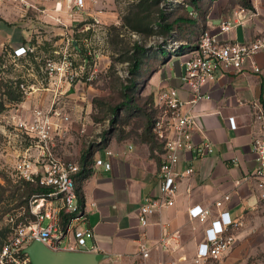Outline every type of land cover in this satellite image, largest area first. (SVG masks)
Wrapping results in <instances>:
<instances>
[{
  "label": "crops",
  "instance_id": "obj_1",
  "mask_svg": "<svg viewBox=\"0 0 264 264\" xmlns=\"http://www.w3.org/2000/svg\"><path fill=\"white\" fill-rule=\"evenodd\" d=\"M26 1L30 5L0 1L3 19L0 28L6 29H0L2 58L8 59V53L25 40L24 45L35 48L31 38L41 24L61 33L71 29L58 27V22L68 25L74 20L93 19L110 24L119 17L115 0H84V7L75 8L76 12L56 8L57 2L64 4L68 0ZM245 2L250 4L255 16L223 33L221 38L243 42L264 36V0H209L207 9L200 6L199 23L203 26L200 30L218 32L221 21L230 18ZM31 10L35 11L36 19L29 16ZM171 58L156 72L157 84L177 88L182 98L190 100L193 93L181 81L184 62ZM255 60L261 72L253 71L248 65L243 72L219 73L215 80L204 85L203 92L210 98L203 99L195 110L198 127L192 130L193 141L196 144L209 141L214 151L201 158L194 157L191 150L184 152L177 169L192 166L194 172L180 181L174 203L153 214L147 226L140 223L139 207L146 197L160 193L161 162L160 153L155 151L153 155L150 143L143 139L148 118L137 139L112 138L106 146L113 151L112 155H106V148L95 152L94 162L103 157L111 164L110 169L94 166L83 183L84 225L91 230L86 234V246L89 249L95 246L93 252L105 254L100 264H139L142 242L151 248L147 264H201L196 261L198 245L212 220L224 211L235 221L228 233L235 236L236 242L220 258L202 264L264 262V199L255 190L254 181L245 179L257 166L252 140L258 132V123L254 120L251 102L259 99L264 103V49L256 54ZM229 116L236 118V129L230 127ZM88 127L75 112L74 128L87 130ZM0 130L5 133L7 129L2 124ZM226 194L230 199L218 207L217 200ZM196 205L210 210L205 220L190 217L189 209ZM162 238H167V245L161 243Z\"/></svg>",
  "mask_w": 264,
  "mask_h": 264
},
{
  "label": "built area",
  "instance_id": "obj_2",
  "mask_svg": "<svg viewBox=\"0 0 264 264\" xmlns=\"http://www.w3.org/2000/svg\"><path fill=\"white\" fill-rule=\"evenodd\" d=\"M2 1L30 5L26 0ZM84 5V0H73L71 10L82 9ZM56 8L61 9L62 3L57 2ZM254 16L249 6L241 5L230 18L221 21L218 32L201 30L198 39L190 47L181 75L183 86L193 93L192 99L185 100L180 96L179 89L174 87L163 88L157 94L155 104L161 112L154 117L153 130L156 138L163 143L159 168L160 193L146 197L140 205L139 220L143 226L149 224L153 214L174 203L180 181L193 174L192 166L177 169L184 152L191 150L194 157L201 158L214 151L209 141L200 144L193 141L192 130L198 127L195 110L203 99L210 98L203 92L204 85L215 80L219 73L230 70L243 72L248 65L253 71L261 72L255 56L264 49V36L243 42L221 38L223 33ZM72 44L76 45L79 52H76L79 62L66 46L59 60L46 59L41 67L42 75L33 72L30 73L31 80L22 75L13 78L20 79L19 87L24 93V100L9 105L2 116L14 131L6 130L5 133L12 140L17 138L20 143L16 170L19 179L39 183L48 191L33 194L29 200L30 211L35 218L18 220L22 211L16 218L14 215L8 216L12 227L0 251V264H31L26 248L36 239L56 251H78L86 246V234L91 231L84 225L86 218L76 191V175L81 171V165L65 160L61 151L69 142L71 131L75 130L74 115L68 109L65 97L72 94L77 85L91 84L95 80L99 56L95 50L88 46L81 47L77 41ZM33 51L31 45L22 44L8 53V59L18 65ZM251 108L254 120L258 123V132L252 140L257 166L245 179L254 181L255 190L264 199V103L256 99L251 102ZM228 122L231 128H237L234 116H229ZM105 153L112 155L113 151L106 148ZM94 166L111 168L109 161L103 157L96 158L92 168ZM230 197L229 194L224 195L217 200L216 205L222 207ZM209 213L210 210L201 205L189 209L191 218L205 220ZM233 225L235 221L227 211L212 220L205 230L204 240L198 245L196 261L206 263L229 251L236 242L235 236L228 233L229 227ZM161 243L167 245V238H162ZM87 249L93 252L96 247ZM150 250L145 242L140 243L139 264H147ZM253 264L264 262L258 260Z\"/></svg>",
  "mask_w": 264,
  "mask_h": 264
},
{
  "label": "rangeland",
  "instance_id": "obj_3",
  "mask_svg": "<svg viewBox=\"0 0 264 264\" xmlns=\"http://www.w3.org/2000/svg\"><path fill=\"white\" fill-rule=\"evenodd\" d=\"M115 1L119 17L113 23L103 24L93 19L74 20L68 25L58 22V27L71 29V31L63 30L61 33L50 25L41 24L42 27L36 30L31 38L36 45L33 51L34 59L23 60L18 65L12 64L7 58L2 59L6 64L4 67L6 77L22 75L31 80L30 73L42 75L41 67L46 59L59 60L66 46L79 62V56L76 55L78 50L72 44L73 41H77L81 47L88 46L98 53L99 61L95 80L91 84L77 85L73 94L65 97L68 109L73 115L78 112L81 121H86L89 126L87 130L82 128L71 131L69 142L61 151L64 159L70 162L80 163L81 154L88 149L97 148L103 140L121 136L137 139L141 135V128L148 115L152 113L156 117L161 112L155 100L160 90L165 87L158 86L159 74L156 72L167 63L166 59L169 57L180 58L184 62L188 56L191 41L196 40V33L190 39H179L182 32L176 28L178 36L176 39L171 35L172 33L164 32L158 25V22H161V11L165 13L167 22L173 21L178 16L196 14L194 7L190 4L191 0H157V3L153 0ZM208 1L202 0L199 4L207 9ZM71 6L73 1L68 0L62 4V9L71 10ZM188 6H192L191 11L188 10ZM73 11L76 12V9L74 8ZM34 12L31 10L29 16L36 19ZM0 20L3 23V19L0 18ZM198 26L199 29L196 27L195 31L200 33L203 26L200 23ZM0 29L6 31L5 28ZM141 46L145 49L142 53ZM160 48L166 49V57L162 56ZM135 56L143 59L142 68L137 74L130 71ZM128 98L130 101H127ZM117 107H119L118 110H115ZM2 123L9 132H14L3 116ZM1 134L0 229L4 230L6 227H12V223L8 220L9 215H14L15 218L19 216V212H16V204L21 189L17 186L20 180L16 162L20 143L17 138L12 140L6 133ZM9 181L11 184L8 189L2 192L1 185L7 186ZM10 233L7 232V237Z\"/></svg>",
  "mask_w": 264,
  "mask_h": 264
},
{
  "label": "trees",
  "instance_id": "obj_4",
  "mask_svg": "<svg viewBox=\"0 0 264 264\" xmlns=\"http://www.w3.org/2000/svg\"><path fill=\"white\" fill-rule=\"evenodd\" d=\"M142 1H146V0H142ZM153 1L157 3V0H153ZM200 1L201 0L190 1V4L194 7L196 14H192L193 16H178L171 22L166 21L165 13L161 11L160 13L161 22H158V25L163 29L164 32H167L168 34L172 33L171 35L174 38H176L177 36L175 31L176 28H178V30L182 32L180 33L181 37L179 39L181 38L190 39L194 37L195 33L196 35L199 33L198 31L195 30L196 27L197 29L199 28L198 23L201 15L200 12L201 5L199 4ZM245 5L250 7V4L248 2H245ZM23 43L26 44L27 43L26 40ZM138 49H140L139 46ZM144 51H145L144 47L141 46V53ZM160 52L162 53V56L165 57L167 56L166 49L160 48ZM34 58H35L34 52H30L29 55L27 56V59H34ZM2 59L3 58L0 55V65H2V67H0V125H1V116L8 108V106L16 105L24 100V93L19 87L20 79H13L5 76V73L3 72H5L4 67H6V64L3 62ZM142 64H143V59L135 56L133 67L130 70L131 73L137 74L140 71V68H142ZM127 101H130V99L128 98ZM124 105L126 106L127 104L125 103ZM118 108L119 107H117L115 110H118ZM153 124H154V116L151 113L150 115H148V123L144 128L143 139L150 143L151 151L152 154L154 155L155 151H158V153L163 152V143H161L156 138V134L153 130ZM1 135L2 134L0 131V136ZM107 144H108V139L103 140L98 144L97 148L88 149L87 151L83 152L81 155V159H80L81 171L76 175V191L79 196V204L81 205L82 208L84 207L83 183L85 179L93 171L92 165L94 164V154L97 150L105 149ZM19 180L20 182L17 184V186L18 189H21V191L19 192L20 197L16 204L17 205L16 212L22 211V214L21 216L18 217V220H25L26 218H35V216L30 211L29 200L31 199L33 194H42L48 191V189L43 187L39 183H33L23 179H19ZM10 184L11 181L8 182L7 186L1 185L3 190L2 192H5V190L8 189V186ZM7 232H11V228L6 227L4 230L0 229V234L2 235L1 237L4 238L2 239L0 237V251L10 236L9 235L7 237Z\"/></svg>",
  "mask_w": 264,
  "mask_h": 264
},
{
  "label": "water",
  "instance_id": "obj_5",
  "mask_svg": "<svg viewBox=\"0 0 264 264\" xmlns=\"http://www.w3.org/2000/svg\"><path fill=\"white\" fill-rule=\"evenodd\" d=\"M192 10V6H188ZM31 264H100L106 256L100 252H92L87 246L78 251L53 250L39 239L31 242L27 248Z\"/></svg>",
  "mask_w": 264,
  "mask_h": 264
}]
</instances>
